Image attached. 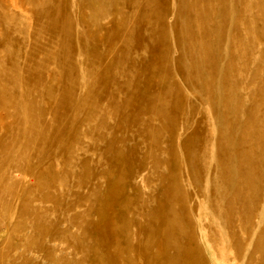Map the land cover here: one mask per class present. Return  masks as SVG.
<instances>
[{"label": "rangeland", "instance_id": "obj_1", "mask_svg": "<svg viewBox=\"0 0 264 264\" xmlns=\"http://www.w3.org/2000/svg\"><path fill=\"white\" fill-rule=\"evenodd\" d=\"M0 264H264V0H0Z\"/></svg>", "mask_w": 264, "mask_h": 264}]
</instances>
